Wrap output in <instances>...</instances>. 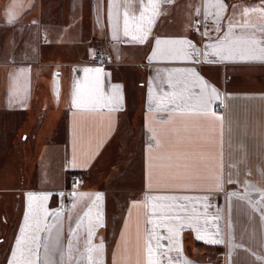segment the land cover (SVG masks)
Segmentation results:
<instances>
[{
    "label": "crops",
    "instance_id": "obj_1",
    "mask_svg": "<svg viewBox=\"0 0 264 264\" xmlns=\"http://www.w3.org/2000/svg\"><path fill=\"white\" fill-rule=\"evenodd\" d=\"M221 3L0 0V264L22 230L37 264L45 247L49 264H89L88 247L92 264H149V246L159 264H264V60L223 58L264 47V16L243 15L264 0ZM51 96L68 177L30 189Z\"/></svg>",
    "mask_w": 264,
    "mask_h": 264
},
{
    "label": "rangeland",
    "instance_id": "obj_2",
    "mask_svg": "<svg viewBox=\"0 0 264 264\" xmlns=\"http://www.w3.org/2000/svg\"><path fill=\"white\" fill-rule=\"evenodd\" d=\"M54 98L55 97L53 96H51V98H48L46 110L43 109V113L45 115L43 120V126L41 128V132L38 137L37 160H38L39 169L37 173H35V169H34V172L30 175L31 176L29 183L30 189L61 188V186L64 185L65 182L67 181L68 175L65 166L57 162V159L55 160L52 155V151L56 147L53 146V144L59 142L63 137V123L66 116L67 101L64 96L59 103L56 102V99ZM5 118L6 117H4L5 123L2 121L1 126L6 128H12L13 126L12 122ZM25 136L26 135L21 137V140H23ZM34 163H36L35 160ZM77 177L79 178L80 181V177L79 176ZM56 201H57L56 199L53 200V206L57 205ZM42 203L43 202H39V205H42V207L44 206L47 209L46 203L45 204ZM43 211H44L43 209H37V211L35 212L36 225L41 224L40 221ZM1 238H3V236L0 234V239ZM6 245L7 244H5V241L4 242L2 241V243L0 242V255L2 254V256L4 255V248L6 247ZM16 255L18 256L20 255L19 250H16L15 258H11L9 264H14L13 263L14 260H18V263L15 262V264H19L20 259H16ZM43 256H44V260L42 264H45V258L47 256L45 252Z\"/></svg>",
    "mask_w": 264,
    "mask_h": 264
},
{
    "label": "snow or ice",
    "instance_id": "obj_3",
    "mask_svg": "<svg viewBox=\"0 0 264 264\" xmlns=\"http://www.w3.org/2000/svg\"><path fill=\"white\" fill-rule=\"evenodd\" d=\"M215 3L219 5V7L221 8V10H223L224 5L221 3V0H215ZM153 7L155 8V5H153ZM255 11H260L261 15L264 16V8L262 9H255V8H245L243 15L244 16H248L251 12H255ZM128 13L125 12V35H127V25H128ZM141 18L142 14H141ZM239 24V22H237ZM248 24V21H245L244 24H241L240 26L243 27L245 25ZM231 28V25H230ZM260 31H264V26H262L260 28ZM242 43L248 44V45H259L261 43V41L257 40V39H249V40H243L240 41ZM161 43V41H157V44ZM164 43H187L186 41H164ZM228 55L223 57L224 59H234V58H238L240 60H249V59H259V60H264V47H247L244 49H233L231 47H229L227 49ZM235 52H239L238 56H234ZM256 53H259V55H257ZM99 71V70H97ZM213 94H215V89L212 90ZM201 110H206V105H203L201 107ZM34 199H44L47 200L48 197L44 196V197H35V196H29V200H34ZM96 199H100L99 196L96 197ZM160 199H178L176 197H161ZM183 199H188L187 197H183ZM171 231V229L169 230ZM197 239H204L202 236H200L199 234H197ZM38 239V237H37ZM205 242L208 243H218L219 241L216 240H207ZM89 245L91 243V233H89V239L87 242ZM26 241L24 238V234H23V230H22V234H21V238L20 240H18L17 242V249L20 252V261L19 264H37L38 261V251H39V245H37L35 248L32 247H22V245H25ZM69 248L71 249V245H69ZM103 245H100V249L102 250ZM86 251L89 253V255L87 256V260L89 261V264H92V256L91 253L94 251L93 248L88 247L86 249ZM45 253L47 255L48 253V248L45 247ZM152 253H153V249L151 246H149L148 248V254H149V264H159L158 261H154L152 259ZM15 256V253H14ZM15 264V262H14ZM45 264H49L48 260H45ZM171 264V261H170ZM185 264H188V262H185Z\"/></svg>",
    "mask_w": 264,
    "mask_h": 264
},
{
    "label": "built area",
    "instance_id": "obj_4",
    "mask_svg": "<svg viewBox=\"0 0 264 264\" xmlns=\"http://www.w3.org/2000/svg\"><path fill=\"white\" fill-rule=\"evenodd\" d=\"M104 54L101 52V51H97L95 54H94V57L92 59V64L93 65H97V66H101L104 64ZM75 182H78L79 181V178L76 177V179H74ZM222 263V262H221Z\"/></svg>",
    "mask_w": 264,
    "mask_h": 264
}]
</instances>
